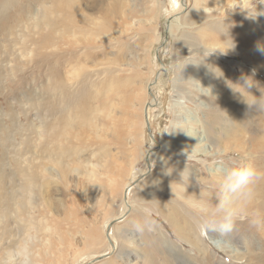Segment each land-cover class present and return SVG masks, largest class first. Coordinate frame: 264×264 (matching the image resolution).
I'll list each match as a JSON object with an SVG mask.
<instances>
[{"label":"rangeland","instance_id":"obj_1","mask_svg":"<svg viewBox=\"0 0 264 264\" xmlns=\"http://www.w3.org/2000/svg\"><path fill=\"white\" fill-rule=\"evenodd\" d=\"M61 1L0 0V264L28 237L32 264H264L256 203L231 239L195 222L224 167L264 171L261 112L215 103L245 78L264 101V52L242 49L264 45V0H76L69 23ZM143 209L155 232L133 230Z\"/></svg>","mask_w":264,"mask_h":264},{"label":"clouds","instance_id":"obj_2","mask_svg":"<svg viewBox=\"0 0 264 264\" xmlns=\"http://www.w3.org/2000/svg\"><path fill=\"white\" fill-rule=\"evenodd\" d=\"M258 50L264 52V47L258 46ZM252 86L253 84L245 78V83L241 87L247 91ZM250 106H255L258 111H264V101L260 98ZM69 172L78 175L80 169L70 168ZM262 179L264 171L253 165L233 163L224 167L214 207L195 221L198 231L202 234L214 232L220 238L231 239L236 233L237 222L246 215L248 208L253 204L256 197L255 187ZM157 227L158 222L153 218L150 209H143L142 218L132 222V228L137 233L155 232ZM34 239L26 238L13 250L14 264H32L31 244Z\"/></svg>","mask_w":264,"mask_h":264},{"label":"bare ground","instance_id":"obj_3","mask_svg":"<svg viewBox=\"0 0 264 264\" xmlns=\"http://www.w3.org/2000/svg\"><path fill=\"white\" fill-rule=\"evenodd\" d=\"M60 10L63 11V14H64V20L65 21H68L69 22H72L73 21V18H74V15L77 14V10L79 11V9L77 8V3H76V0H62L61 1V6H60ZM76 12V13H75ZM83 15V14H82ZM84 16V15H83ZM176 17L175 18H172V22L171 23H175L176 22ZM176 24V23H175ZM212 24H209L205 27L202 35H207L209 34V31L212 29ZM221 26V25H220ZM223 26V25H222ZM221 26V27H222ZM221 31V30H220ZM226 31V30H225ZM223 32V31H222ZM227 33V32H226ZM235 34V33H234ZM211 35V34H210ZM248 35L250 36L251 34L248 33ZM239 35H236V40L238 38ZM205 37V36H204ZM211 37V36H210ZM207 38V37H206ZM209 39V38H208ZM233 40V39H232ZM207 41V40H206ZM243 41H245V39H243ZM212 42V41H211ZM241 42V41H240ZM204 43H206L204 41ZM212 44V43H211ZM250 44V45H249ZM223 46V45H222ZM221 46V48H222ZM226 46V45H225ZM258 46L259 47H264V45L260 42H256V43H252L250 41H248V43L246 42L245 46L242 47L243 51L245 49H248V48H252L254 51H258L260 53H262L261 51L258 50ZM239 47V46H238ZM224 49L226 47H223ZM235 51H237L236 53H240L239 55H241V57H243L245 59V57L243 56V53H241V51L239 50V48H234ZM209 51V50H208ZM257 52V53H258ZM254 53V52H253ZM251 58V57H250ZM213 61H211L212 63ZM215 64V63H214ZM213 64V65H214ZM252 64L255 66V68H263L264 64H260V63H257L255 61L252 60ZM216 65V64H215ZM239 65V64H238ZM252 65V67H254ZM220 68V67H218ZM217 68V69H218ZM211 70V69H210ZM242 74L244 76H249L247 74H251V75H255L256 74V70H254L253 68L251 70H248V69H240ZM230 71V70H228ZM250 75V76H251ZM235 77H236V74H235ZM253 90V89H252ZM252 90L250 88L246 90H243L241 91L240 93H235V94H230V93H222V96L218 99L215 100V103H216V108L218 110L219 113H221L220 115H222L223 117V108H229L231 110V117L233 119L237 118V120L239 122H245V123H250L251 121V118L254 114V111L257 112L258 110L256 109L255 106H250L253 104V102L255 101V98H253V93ZM258 112H261V117L259 122H258V128H260L261 130L264 129V111H258ZM147 113V112H146ZM146 118L148 119V113L146 115ZM256 128V129H258ZM256 134H252V136H250V138L248 139L249 142H251V140L253 141L256 136ZM256 140H254V147H257V148H261L262 146H264V143H262V145H258L259 142H255ZM184 142V141H183ZM234 142L236 143V141H232L231 142V145L234 144ZM242 142V141H241ZM25 180H27V192H30L32 193V189L34 186H32V181H31V177L29 178H24ZM164 180V179H163ZM177 182V181H176ZM175 184V183H174ZM154 189H155V194L160 198V196L162 195L163 197H166V195H164V182L162 181L161 179V176H159L155 181H154ZM161 190V191H160ZM168 191V189H167ZM255 192H256V197H255V200L253 203H256L255 205V208H254V213L253 215H257V216H261V215H264L263 211H264V179H262L261 181H259L255 187ZM197 197V196H196ZM126 197H124L125 199ZM215 202V201H214ZM214 202L211 201L210 204H208L210 207H214ZM28 203V202H27ZM251 207V206H250ZM249 207V208H250ZM248 210H251L249 209ZM176 211V210H175ZM210 211V210H208ZM207 213V212H206ZM260 220V219H258ZM174 226L179 229L178 227V224L174 221ZM180 237H182L183 235L181 234L180 231H175ZM106 236H107V233H106ZM185 240L195 244V243H203V239L202 238H198L197 237V241H192V239L190 238H184ZM198 243V244H199ZM201 245V244H200ZM172 252V251H171ZM173 253V252H172ZM171 253V254H172ZM185 260V259H184Z\"/></svg>","mask_w":264,"mask_h":264},{"label":"water","instance_id":"obj_4","mask_svg":"<svg viewBox=\"0 0 264 264\" xmlns=\"http://www.w3.org/2000/svg\"><path fill=\"white\" fill-rule=\"evenodd\" d=\"M166 31H167V28H166ZM167 38V36H165V39ZM152 84V83H151ZM150 84V85H151ZM150 85L148 86V92L150 93ZM151 94V93H150ZM144 115H145V120H146V127H147V132L148 134L150 133V128H149V124H148V120L146 118V111H144ZM124 197H126V191L124 192ZM111 226V223L107 226V231L108 229L110 228ZM102 257V256H101ZM101 257H98V258H93L91 261L94 262V261H97L99 259H101Z\"/></svg>","mask_w":264,"mask_h":264}]
</instances>
